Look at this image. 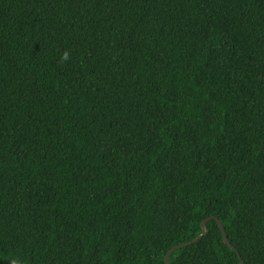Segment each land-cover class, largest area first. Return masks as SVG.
<instances>
[{"label": "trees", "instance_id": "obj_1", "mask_svg": "<svg viewBox=\"0 0 264 264\" xmlns=\"http://www.w3.org/2000/svg\"><path fill=\"white\" fill-rule=\"evenodd\" d=\"M212 218L235 250L169 264H264V0H0V264H165Z\"/></svg>", "mask_w": 264, "mask_h": 264}, {"label": "water", "instance_id": "obj_2", "mask_svg": "<svg viewBox=\"0 0 264 264\" xmlns=\"http://www.w3.org/2000/svg\"><path fill=\"white\" fill-rule=\"evenodd\" d=\"M209 220H214L216 222V224L218 225L219 229L221 230L222 232V236H223V242L224 244L229 247L230 249L232 250H235L234 247H232L228 240H227V237H226V234H225V230L223 228V226L221 225L220 221L217 219V218H212V219H207L205 221H203V223L201 224V229H202V235L200 237H198L197 239H195L194 241L188 243V244H183V245H180V246H177V247H174L173 249H171L168 254L166 255V258H165V264H169V258L170 256L176 252L177 250H180V249H183L185 247H188V246H191L193 244H195L196 242H198L201 238H203L204 236L207 235V232H206V224ZM240 264H243L242 262Z\"/></svg>", "mask_w": 264, "mask_h": 264}, {"label": "clouds", "instance_id": "obj_3", "mask_svg": "<svg viewBox=\"0 0 264 264\" xmlns=\"http://www.w3.org/2000/svg\"><path fill=\"white\" fill-rule=\"evenodd\" d=\"M69 59V54L67 52H65L62 56V60L63 61H67Z\"/></svg>", "mask_w": 264, "mask_h": 264}]
</instances>
